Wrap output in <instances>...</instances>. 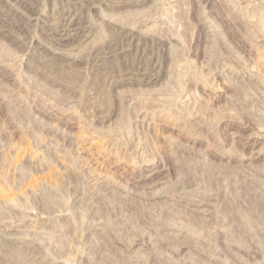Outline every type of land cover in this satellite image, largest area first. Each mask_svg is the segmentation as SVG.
I'll list each match as a JSON object with an SVG mask.
<instances>
[{
  "label": "rangeland",
  "instance_id": "1",
  "mask_svg": "<svg viewBox=\"0 0 264 264\" xmlns=\"http://www.w3.org/2000/svg\"><path fill=\"white\" fill-rule=\"evenodd\" d=\"M86 1L0 2V264H264V0Z\"/></svg>",
  "mask_w": 264,
  "mask_h": 264
},
{
  "label": "bare ground",
  "instance_id": "2",
  "mask_svg": "<svg viewBox=\"0 0 264 264\" xmlns=\"http://www.w3.org/2000/svg\"><path fill=\"white\" fill-rule=\"evenodd\" d=\"M3 0H0V2H2ZM70 1V0H69ZM71 1H73V3L74 4H76L77 6L80 4V3H82V4H84V2H87L86 0H71ZM72 3V2H71ZM67 11H69V12H71V15L73 14V11H70L69 9H67ZM67 11L66 12H64V13H67ZM63 13V12H62ZM76 13H77V11H76ZM75 14V13H74ZM67 17V16H66ZM73 17H75V16H73ZM3 20V19H2ZM65 20H67V19H65ZM83 19H81V17L79 16H77V18H70L69 19V21H67L66 23H65V25L68 27V28H73V30L75 31V33L74 34H66L67 36H68V38L66 37V38H64V39H62V40H73V39H75V38H77L76 36L77 35H79L80 33H81V31H80V24H81V22H83L82 21ZM17 21V20H16ZM9 23V22H8ZM13 23V22H12ZM60 24V23H59ZM14 25H16V27L18 28V29H20L21 30V26L23 25V24H20L19 22H17V23H15ZM13 24H11V26L10 27H12V26H14ZM111 25V27L113 28V30L114 31H118L117 32V34H118V36L119 37H117V36H115L116 37V39H113L114 40V43L112 42V44H109L108 46H106V52H104V53H108V55L109 56H120V55H124V53H125V51L124 50H122V49H120V45H121V43H122V40L124 39V38H127L128 37V35L129 34H127V31L126 30H124L123 29V27H121L120 25H118V24H115V25H112V23L110 24ZM117 26H119V27H117ZM7 27H8V24H7ZM25 27V26H24ZM59 27V26H58ZM68 28H66V29H68ZM84 29V28H83ZM66 31V30H65ZM19 32V31H18ZM17 33V32H16ZM133 37V36H132ZM63 38V37H62ZM61 39V38H60ZM133 39V38H132ZM138 41V40H137ZM141 41V40H140ZM157 41V40H156ZM131 42V41H130ZM137 43V42H136ZM156 43V42H155ZM138 44H139V42H138ZM155 45V44H154ZM155 47V46H154ZM104 48V47H103ZM129 48V47H128ZM40 49V48H39ZM131 50V49H130ZM44 51V50H43ZM47 52V51H46ZM111 52H113V53H111ZM144 52V51H143ZM40 53H42V52H40ZM37 54V53H36ZM129 54V53H128ZM98 55H100V54H98ZM126 55V54H125ZM124 55V56H125ZM47 56V55H46ZM105 56V55H104ZM107 56V55H106ZM50 57V56H49ZM52 58L51 59H53L54 61H55V59L56 60H58V59H60V57L57 55V54H52V56H51ZM62 57V56H61ZM100 57V56H99ZM113 57V58H114ZM105 58V57H104ZM128 58V57H127ZM45 59H48V57L47 58H45ZM71 59V58H70ZM76 59V58H75ZM106 59V58H105ZM37 60V59H36ZM63 60V59H62ZM67 60H68V58H67ZM107 60V59H106ZM53 61V62H54ZM65 61V60H64ZM103 61H104V59H103ZM110 61V60H109ZM50 62V61H49ZM52 62V61H51ZM46 63V62H45ZM55 63V62H54ZM49 64V63H48ZM58 64V63H57ZM122 64V63H121ZM53 65V64H52ZM56 65V64H55ZM43 66V65H42ZM54 66V65H53ZM115 66V65H114ZM126 66V65H125ZM52 67V66H51ZM119 67V66H118ZM46 68H47V65H46ZM56 68V67H55ZM54 68V69H55ZM59 68V67H58ZM120 68V67H119ZM126 68V67H125ZM53 69V70H54ZM117 69V68H116ZM111 70V69H110ZM113 70V69H112ZM120 70V69H119ZM118 70V71H119ZM122 70V69H121ZM76 75V74H75ZM117 75V74H116ZM73 76H74V74L73 75H71V79H73ZM127 77V76H126ZM125 78V77H124ZM131 78V77H130ZM122 79H123V77H122ZM121 79V80H122ZM129 79V78H128ZM102 80V79H101ZM124 80V79H123ZM100 81V80H99ZM125 81V80H124ZM102 82H104V81H102ZM101 81H100V84L98 85V86H102V83ZM136 236V235H135ZM186 236V235H185ZM181 241H182V238H181ZM7 245V244H6ZM4 248V247H3ZM20 252H22V251H20ZM1 253V252H0Z\"/></svg>",
  "mask_w": 264,
  "mask_h": 264
}]
</instances>
